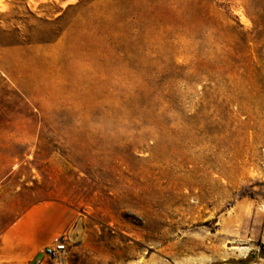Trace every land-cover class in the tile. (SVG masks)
I'll return each instance as SVG.
<instances>
[{
    "label": "rangeland",
    "instance_id": "rangeland-1",
    "mask_svg": "<svg viewBox=\"0 0 264 264\" xmlns=\"http://www.w3.org/2000/svg\"><path fill=\"white\" fill-rule=\"evenodd\" d=\"M31 204L58 264H264V0H0L3 224Z\"/></svg>",
    "mask_w": 264,
    "mask_h": 264
},
{
    "label": "crops",
    "instance_id": "crops-1",
    "mask_svg": "<svg viewBox=\"0 0 264 264\" xmlns=\"http://www.w3.org/2000/svg\"><path fill=\"white\" fill-rule=\"evenodd\" d=\"M72 220V214L57 204L27 205L8 215L5 224L0 213V264L44 262L43 247Z\"/></svg>",
    "mask_w": 264,
    "mask_h": 264
},
{
    "label": "built area",
    "instance_id": "built-area-1",
    "mask_svg": "<svg viewBox=\"0 0 264 264\" xmlns=\"http://www.w3.org/2000/svg\"><path fill=\"white\" fill-rule=\"evenodd\" d=\"M67 237L64 233L54 236L42 249V255L58 264L57 260L66 251ZM40 262H37L39 264Z\"/></svg>",
    "mask_w": 264,
    "mask_h": 264
},
{
    "label": "bare ground",
    "instance_id": "bare-ground-1",
    "mask_svg": "<svg viewBox=\"0 0 264 264\" xmlns=\"http://www.w3.org/2000/svg\"><path fill=\"white\" fill-rule=\"evenodd\" d=\"M264 209V208H263Z\"/></svg>",
    "mask_w": 264,
    "mask_h": 264
}]
</instances>
